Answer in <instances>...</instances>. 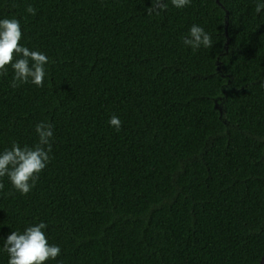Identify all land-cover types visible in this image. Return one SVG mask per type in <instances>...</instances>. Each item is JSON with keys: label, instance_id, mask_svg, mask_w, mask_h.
I'll return each instance as SVG.
<instances>
[{"label": "trees", "instance_id": "16d2710c", "mask_svg": "<svg viewBox=\"0 0 264 264\" xmlns=\"http://www.w3.org/2000/svg\"><path fill=\"white\" fill-rule=\"evenodd\" d=\"M264 0H0L43 87L0 76V153L53 126L27 195L0 178L5 241L40 222L45 264H259L264 254ZM32 5L36 15L27 13ZM193 24L213 47L193 51ZM20 57H15L18 59ZM115 115L119 131L109 124ZM11 193V194H9Z\"/></svg>", "mask_w": 264, "mask_h": 264}, {"label": "clouds", "instance_id": "9594fccd", "mask_svg": "<svg viewBox=\"0 0 264 264\" xmlns=\"http://www.w3.org/2000/svg\"><path fill=\"white\" fill-rule=\"evenodd\" d=\"M171 3L176 8H184L191 3V0H171ZM166 8L165 0H151L147 13L151 15L155 11L159 14ZM262 10H264V2H257L256 12L260 13ZM26 11L34 16L37 10L29 5ZM22 35L18 19H0V76L7 75L10 65L14 71L13 88L25 83L43 87L45 65L49 59L39 51L22 46L20 44ZM182 39L184 45L191 46L193 51L201 46L213 47L210 34L196 24L191 26L188 35ZM15 57L20 58L15 59ZM109 124L117 131L122 126L121 120L115 115L110 118ZM35 131L38 141L34 146L21 147L18 143H13L10 149L0 153V178L7 176L13 188L23 195L31 191L39 179V173L51 160L49 154L52 150L53 126L42 121L35 126ZM3 188V182H0V190ZM46 227V223L40 222L27 227L23 233L14 231L8 235L4 244V251L9 256L8 264H45L49 259H56L61 249L59 246L49 244L43 231Z\"/></svg>", "mask_w": 264, "mask_h": 264}, {"label": "water", "instance_id": "95a60500", "mask_svg": "<svg viewBox=\"0 0 264 264\" xmlns=\"http://www.w3.org/2000/svg\"><path fill=\"white\" fill-rule=\"evenodd\" d=\"M217 1L220 2V0H217ZM259 264H264V254H263V256H262L261 261H260Z\"/></svg>", "mask_w": 264, "mask_h": 264}]
</instances>
